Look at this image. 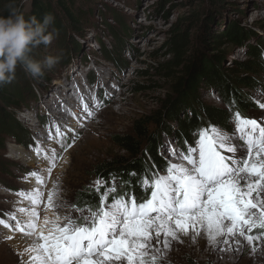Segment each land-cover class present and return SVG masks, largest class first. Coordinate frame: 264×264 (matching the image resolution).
Instances as JSON below:
<instances>
[{
    "label": "rangeland",
    "instance_id": "rangeland-1",
    "mask_svg": "<svg viewBox=\"0 0 264 264\" xmlns=\"http://www.w3.org/2000/svg\"><path fill=\"white\" fill-rule=\"evenodd\" d=\"M22 3V13L26 14L31 8V0H22ZM97 8L96 16L91 20L92 25L83 36H76L79 45H76L75 38L68 34L56 35L54 46L51 44L46 49L42 47L40 50L37 49L34 55L37 59L43 60L48 55L61 57L53 69H46L45 76L48 80H39L31 76L29 80L27 74L18 68L15 79L6 85V90L11 96L22 100L21 107L12 106L8 108L9 113L15 114L18 123L26 128L36 141L32 149L20 143L13 135H7L6 132L0 134V218L11 225V230L16 229L13 225L16 221L8 220V214L15 212L17 215L16 205L19 203L17 198H23L18 197L16 193L21 190L25 193L38 190L42 193L37 212L38 220L43 223L45 217L53 221L49 214L62 216L61 225L65 222V217H71L78 224L84 223L82 216L90 215L89 207H77L75 198L86 191L98 193L101 187H113V183L95 174L96 165L124 154L114 142L115 135L129 134L135 120L160 109L161 99L170 87L160 77L155 76L157 71L154 66L169 57L166 55L169 50L167 44L172 37L173 29L184 17L202 13L205 8L204 16H212L211 27L215 34L222 33L231 22H237L244 29L251 31L245 44H259L264 48V0H98ZM196 30L197 27L191 29V34H195ZM248 45L224 47L226 58L221 63L231 67L232 60H248L250 57ZM120 83L123 86L119 89ZM81 84L83 89L80 90ZM137 85L143 86L140 92L134 91ZM74 86L82 94L80 101L77 102V104L80 102L79 109L84 112L81 108L85 103L93 116L84 122H81L82 118L78 116L80 123L76 124V127H70V130H60L63 136L57 138L59 129L53 128L55 124L53 112L60 111H55L51 105H59L61 100L62 103L64 100L72 102L75 97H72L75 93ZM245 92L248 93L249 104L254 103L256 106L243 119L256 120L260 127H264V95L259 94L260 89L246 88ZM65 96L71 97H67L70 100L65 99ZM195 97L209 105L226 106L221 100V94L205 86L199 88ZM58 99L59 103L55 101ZM69 110L73 111L74 108L70 107ZM31 120L34 126L30 124ZM0 122L3 123L1 119ZM38 123L43 125L44 130ZM167 123L177 130L175 120H169ZM13 124L8 120L6 126L9 132H16L21 139H26L28 132L16 128ZM232 127V135H227L226 131L222 135L225 134L224 136L230 139L231 147H237V152L230 156L237 161L234 166L240 167L242 161L248 159L246 151L248 135L258 138L259 129L253 132L247 128L241 132L236 122ZM41 131H45L46 139L57 140L56 147L45 146L44 141L41 142L37 138ZM171 134L163 132L165 149L160 153L172 165L176 161L170 156L174 160L171 162L167 147L174 149V153L176 151L179 153L177 156L179 160L183 155L178 151L179 141ZM12 144L34 151L36 154L39 145L40 152L37 156L42 161L30 165L16 160L10 152L9 147ZM53 150L55 166L51 167L49 172ZM256 151L257 149H253L252 162L258 159ZM224 154L228 156L227 153ZM193 157L195 158L194 155ZM261 158H264V155ZM34 171L42 177V182L29 176ZM167 174V171L160 170L158 173L154 172L153 177L154 175L158 178L167 177ZM33 178L37 186L34 188L28 186L29 180ZM148 179L151 178L146 177L143 180V186L144 181L150 185L151 181ZM245 179L255 178L241 174V184L245 183ZM115 182L118 181L115 179ZM13 188L18 190L12 191ZM149 188L152 191V185ZM50 193L53 195L51 203L48 200ZM111 204L104 202L106 207H110ZM27 205H30V202L27 201ZM249 211V215L254 213L257 218L260 215L259 208H250ZM151 215L154 216L155 213ZM225 224L227 223L224 221ZM48 225L42 224L43 229L46 230L51 224ZM238 229L244 232V235L240 234L244 243H240L237 261L226 264H264V246L259 245L264 238V229L257 235H252L246 224ZM195 230L199 233L203 229L196 226ZM249 235L258 238L249 242L247 239ZM180 236L183 242L171 241L169 238L170 249L163 247L165 239L163 234L159 243L155 238L151 241L153 247L159 248L166 257L164 264H216L206 261L199 255L201 247L212 244L207 239L206 230L204 236H198L195 242L182 233ZM9 241L8 238L0 239V264H22V258L11 247Z\"/></svg>",
    "mask_w": 264,
    "mask_h": 264
},
{
    "label": "snow or ice",
    "instance_id": "snow-or-ice-1",
    "mask_svg": "<svg viewBox=\"0 0 264 264\" xmlns=\"http://www.w3.org/2000/svg\"><path fill=\"white\" fill-rule=\"evenodd\" d=\"M259 94L264 95V89ZM236 118L241 132L247 128L253 132L259 129L258 138L248 135V159L242 161V166L233 167L237 163L234 157L217 150V142L220 149L225 148V136L215 129L211 136L201 132L198 167L190 156H185V159L193 165L191 170L170 165L168 176L154 181L151 199L143 203L137 204L133 199L129 204L123 199H114L110 207H106L104 202L108 195L105 192L101 197L102 206L98 211L89 209L90 215L82 216L83 224L65 217L61 225L45 217L44 225L52 224L45 235L43 227L37 225L39 213L36 206L41 204L42 193L38 190L16 193L23 198L19 203L27 200L33 205L31 210L26 207L17 209L27 215L23 223L15 212L8 214V220L16 221L18 232L26 237H35L31 247L19 253L22 264H164L166 257L151 244L153 238L159 243L161 234L165 237L163 247L170 249V240L183 242L181 233L195 242L198 236H204L206 230L209 243L215 245L225 230L233 232L240 222L248 225L249 231L264 229V158H261L264 155V127H260L256 120L241 119L239 113H236ZM253 149H257L256 162L251 161ZM36 151L39 154V145ZM226 151L236 153L237 147H227ZM51 159L49 172L55 166L54 150ZM241 174L255 179H245L241 184ZM29 176L42 182L36 171ZM144 183L147 187V181ZM48 200L50 203L53 201L51 193ZM250 208L260 209L258 218L254 213L248 214ZM225 220H230L231 226H225ZM0 225L11 227L2 218ZM196 225L203 230L197 233ZM240 234L244 235L242 229ZM257 238L247 236L249 242Z\"/></svg>",
    "mask_w": 264,
    "mask_h": 264
},
{
    "label": "trees",
    "instance_id": "trees-1",
    "mask_svg": "<svg viewBox=\"0 0 264 264\" xmlns=\"http://www.w3.org/2000/svg\"><path fill=\"white\" fill-rule=\"evenodd\" d=\"M97 3L98 0H31V8L24 14L22 0H0V15L20 13L26 19L35 17L43 22L45 16L51 14L55 17V22L48 30L54 29L57 35L61 36L68 34L75 38L74 43L79 45L76 36H83L92 25L91 20L96 16L95 11L98 9ZM205 14L204 8L202 13L184 17L177 23L167 44L169 50L166 55L169 57L154 66L157 71L155 76L160 77L170 87L161 99L160 109L135 120L129 134L115 135L114 142L124 154L96 165L97 176L107 182L112 179L118 181L115 191L107 193L108 203H112L114 199H123L130 204L135 199L139 204L151 196L150 189L143 186V180L148 177L151 178L148 180L154 183L158 179V176L153 177L154 172L166 170L171 165L160 153L165 149L163 132L174 134L171 135L179 141L178 151L186 152L202 130L218 126L222 130L232 132V125L238 123L236 113L240 114L241 119L246 118L249 111L256 106L254 103L249 104L245 89H264V48L259 44H245L251 31L246 28L245 30L237 22H231L222 33L215 34L211 27L212 16H204ZM191 26L197 27L195 34H191ZM243 45L249 47L248 60H232L231 67L221 63L226 58L224 47L235 48ZM41 47L46 49L41 45L38 50ZM36 51L37 49L34 55ZM42 52L46 53L45 50ZM27 76L29 78L30 75ZM35 79L48 80L45 75ZM6 85L0 86V119L3 121L0 122V134L6 132L26 147L33 148L35 139L18 123L15 114L8 111L12 106L21 107L22 100L11 96L6 90ZM201 86L213 92L216 90L221 94V100L226 106L209 105L196 98ZM142 88L143 86L137 85L134 91L140 92ZM8 120H11L16 128L28 132L27 138L21 139L16 132H9L6 126ZM169 120H175L177 130L168 125ZM16 190L18 189H12ZM105 191V188L101 187V193H81L75 198L76 206L98 210L102 206L101 197ZM260 233L261 231L257 230L252 235Z\"/></svg>",
    "mask_w": 264,
    "mask_h": 264
},
{
    "label": "bare ground",
    "instance_id": "bare-ground-1",
    "mask_svg": "<svg viewBox=\"0 0 264 264\" xmlns=\"http://www.w3.org/2000/svg\"><path fill=\"white\" fill-rule=\"evenodd\" d=\"M122 86L123 85L120 83L119 84V89ZM79 89L80 90L83 89V85L82 84H81V87H79ZM73 90L75 91L76 96H75V94H74V96L76 98L74 97L72 102L74 103L75 106H78V109H79L80 102H79V104H77V102L80 101L79 98L81 97L80 95H82V94L80 93L81 91L77 90L75 86H74ZM83 92H85V91H83ZM67 97L65 96V99ZM68 98H71V97H68ZM59 100L60 99L55 100V101L58 102ZM68 100H70V99H68ZM59 104H62V100H61V102ZM51 106L54 107L55 104H52ZM64 109H65L66 112L68 111L65 107H64ZM78 109H75V112H73L72 114H71V111H69V113H66V115L70 114L71 117L73 118L70 121H67L66 116H62V112L61 111L60 112H53V116L55 117L54 118L55 124L53 125V128L59 129L58 130L59 132L58 133L56 132L57 133L56 134L57 138L60 137L61 135L63 136V134L60 133L61 132L60 130H66V131L68 129L70 130V127H76V124L80 123V120H79L78 116H80L82 118L81 122H84V120H87V118H92V116H93L92 112H89V110L87 109V106H86L85 103H83V106L81 108V109H84V112L82 110H80V109L78 110ZM30 124L34 126L33 120H31ZM59 127H62V129H60ZM45 137H46L45 131H41L39 136H37V138L39 140L41 139V141H44L43 144H45V146H51V148L56 147L57 140L46 139ZM230 144H231V141H230L229 138H227L226 141H225V145H230ZM9 148H10V152L13 154V156H14V158L16 160L29 163L30 165L35 164V163H40L42 161L41 159H38V156H37V154L34 151L32 152L31 150H27L25 148L19 147L17 144H12V145H10ZM194 156H195V158L193 156H190V157L193 160L196 161V166L198 167L199 166V159H200V147L194 150ZM233 167H235V166L233 165ZM187 168L188 169H192L193 165L188 166ZM33 181H35L34 178L29 180V183H28L29 187H32V188L37 187L35 185V182H33ZM2 192H4V191H2ZM15 198H17V197H15ZM17 200L19 202L22 199L17 198ZM19 207H26L29 210H31L33 205H31V204L27 205V201L24 200L23 204L18 203L16 205V210ZM37 209H38V207L36 206V210ZM49 215H50V217H52L51 220H53V221H56L58 223L63 221V217L62 216H59V215H56V214H53V215L49 214ZM250 215H252V214H250ZM17 217L22 223H23V221L25 219H27L26 213L22 214V213H19L18 211H17ZM57 217H59L58 221H57ZM225 222L227 223V224H225V226H231L232 222L230 220H225ZM15 223L16 222H14V224H13L14 226H16ZM37 224H39L38 227H41L42 224H44V223L42 221H40V220H37ZM242 225H243V222H240L236 226V228H234L233 232H231V233H228L225 230L224 234L221 237L217 238L218 241L215 243V245L210 244L208 247H201L200 250H199V255L203 256L206 261H211V262L216 263V264L217 263L218 264L219 263L226 264L227 262H231V261L235 262V261H237V258H238L237 252H238V249L240 247V243H244V241L241 240L240 230L238 229V227H242ZM196 226H199L201 228L200 225H196ZM50 227H52V224L48 228H46V230L43 229L45 231V235H47L48 229ZM15 232H17L16 229L11 230L9 227H5L3 225H0V239L1 238H8L9 239V237H11V239H9L10 240L9 244L16 251V253L19 255V253L22 252L25 248L31 247V245L35 242V237H26L24 234H22L20 232L19 233H15ZM37 235H38V233H37ZM40 242H43V241H40ZM259 245L264 246V238H263L262 242H259Z\"/></svg>",
    "mask_w": 264,
    "mask_h": 264
},
{
    "label": "clouds",
    "instance_id": "clouds-1",
    "mask_svg": "<svg viewBox=\"0 0 264 264\" xmlns=\"http://www.w3.org/2000/svg\"><path fill=\"white\" fill-rule=\"evenodd\" d=\"M55 22L51 14L43 22L35 17L26 19L23 14L0 15V86L11 83L17 69H21L33 78L46 74V69H53L59 62V55H48L43 60L37 59L34 52L41 45L50 46L57 35L49 27Z\"/></svg>",
    "mask_w": 264,
    "mask_h": 264
},
{
    "label": "built area",
    "instance_id": "built-area-1",
    "mask_svg": "<svg viewBox=\"0 0 264 264\" xmlns=\"http://www.w3.org/2000/svg\"><path fill=\"white\" fill-rule=\"evenodd\" d=\"M55 108H58V105H55Z\"/></svg>",
    "mask_w": 264,
    "mask_h": 264
}]
</instances>
